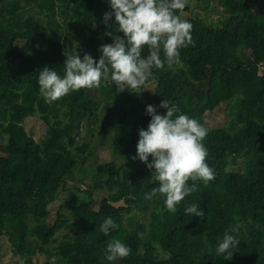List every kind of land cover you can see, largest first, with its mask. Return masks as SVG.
I'll list each match as a JSON object with an SVG mask.
<instances>
[{
	"label": "trees",
	"instance_id": "16d2710c",
	"mask_svg": "<svg viewBox=\"0 0 264 264\" xmlns=\"http://www.w3.org/2000/svg\"><path fill=\"white\" fill-rule=\"evenodd\" d=\"M27 1L0 0V130L7 136L0 145V252L7 238L22 264H264V0H195L205 10L212 4L225 13L211 24L198 15L185 17L188 7L176 12L193 26L191 43L179 50L178 62L153 67L136 91L125 86L119 92L108 78L99 88L70 92L52 103L40 93L39 71L47 66L63 77L66 51L81 59L90 54L98 62V49L113 42L106 34H115V18L108 25L103 21L112 11L110 0ZM31 2L38 11L27 7ZM71 26L86 35L76 50L65 49ZM80 26L87 31L80 32ZM147 55L145 46L142 57ZM160 56L165 59L162 49ZM164 99L177 105V115L195 118L206 128V162L215 172L213 181H196L197 191L175 213L163 197L144 198L159 182L145 163L133 159L139 130H147L151 120L146 107L153 105L157 114L166 115L167 109L159 107ZM233 101L239 107L235 119L243 127L235 134L209 129V119ZM90 102L100 105L93 112L95 122L105 114L102 143L113 134L112 152L122 167L111 161L88 171L91 148L79 142L76 132L87 119ZM35 116L46 126L39 141L25 126ZM61 141L73 147L70 159L56 149ZM69 176L87 189H76L78 194L60 204L56 220L45 224L49 206L67 189ZM104 187L109 196L96 198L95 191ZM193 203L205 212L203 219L185 215ZM127 212L142 219L127 226ZM108 216L118 228L105 236L100 225ZM237 225L238 234H230L240 244L226 260L227 254L217 255L216 248L225 231ZM64 228L71 240L52 251L40 246L39 240L55 241ZM112 239L130 247V255L108 261L104 253ZM37 251L55 256L56 263L35 260Z\"/></svg>",
	"mask_w": 264,
	"mask_h": 264
},
{
	"label": "clouds",
	"instance_id": "9594fccd",
	"mask_svg": "<svg viewBox=\"0 0 264 264\" xmlns=\"http://www.w3.org/2000/svg\"><path fill=\"white\" fill-rule=\"evenodd\" d=\"M187 0H110L111 12L105 13L106 25L114 15L115 34L111 44H103L97 62L90 54L83 58L78 53L65 52L64 75L45 66L39 71V90L46 103H52L70 92L80 89H94L101 86L102 79L110 78L119 92L125 86L136 91L151 76L153 67L162 69L167 63L171 66L178 62L179 50L191 43L192 24L182 20L176 12L182 11ZM116 33H123V37ZM147 46L148 55L142 57ZM165 59L162 60L160 50ZM167 109L166 115L157 114L153 105L146 107L151 117L147 130H139L137 153L133 159H139L151 171L158 187L151 188L145 195L146 200L163 197L166 208L171 213L177 211V205L185 197L197 191L196 181L204 183L215 179V172L206 162L208 150L203 141L207 136L206 128L195 118L179 114L177 105L164 99L159 105ZM151 157V162H149ZM193 183L190 185L188 182ZM185 215L204 218L205 212L198 204L187 205ZM118 228L111 216L100 225V231L108 236L110 230ZM239 226L226 230L216 248L217 255L227 254L231 260L240 241ZM131 248L119 239L107 242L105 258L115 261L130 255Z\"/></svg>",
	"mask_w": 264,
	"mask_h": 264
},
{
	"label": "rangeland",
	"instance_id": "374dc122",
	"mask_svg": "<svg viewBox=\"0 0 264 264\" xmlns=\"http://www.w3.org/2000/svg\"><path fill=\"white\" fill-rule=\"evenodd\" d=\"M21 2L26 5L27 0H21ZM29 9H34L38 11V7L34 2H31V4L27 5ZM185 7H188V12L185 13V17L190 16H200L205 20L207 23H213L217 24L219 22L220 17L225 13L223 9H217L215 10L213 8V5L210 4L208 7V10H205L206 6L204 3H197L195 0H187V4ZM254 9L257 12H261L260 6L255 3L253 5ZM44 19L46 20L48 17V14L46 13L44 16ZM56 19L60 22L63 21V19L59 16L56 17ZM80 32L84 33L87 30L83 29L81 26ZM69 33L72 34V36H69L67 41V48L65 49H77L78 42L83 40L85 36L79 35V33L75 30L74 27H67ZM100 105L95 102H90L86 106V111L88 112L87 119L82 123L79 130L76 132L77 139L80 143H88L90 145L91 150L87 154L88 156V162L86 163V166L88 167V171L90 169L96 168L100 164H106L111 161H115L120 167H122L119 159L113 155L112 152V144L114 141L113 134L108 133L106 136V139L104 143H102V125H103V119L104 115L101 116V118L98 119L97 122L94 120L96 119L95 116L93 117L94 110L98 109ZM239 107L235 105V101L230 103L229 105L225 106L222 110L217 111V115L214 118L209 119L207 127L209 129H218V128H224L227 131H229L232 134H235L237 130L241 127H243L242 124L238 123L235 119V114L237 113ZM25 126L29 133L37 140L39 141V137L43 134V132L46 130V126L41 122L39 116H35L31 118V120L27 121L25 123ZM7 142V136L1 132L0 130V145L5 144ZM56 149L63 152L68 159L71 158V150L73 147L70 145L68 141H61L56 143ZM74 179H76L77 182L78 179L74 176H69L67 178L68 184L67 189H61L57 200L53 202L49 206V216L44 221L45 224H52L56 218L58 217V211L60 204H62L66 199L70 197L71 194L76 195L78 194L76 189L86 190L87 186L84 184L75 183ZM69 188H72L71 190ZM96 198H99L101 196H109L110 192L106 187L97 189L95 191ZM63 213H66L69 215V212L67 210H63ZM140 215L135 212H127L124 213L123 221L127 224V226L131 224H134L138 221H140ZM19 231V229H18ZM73 235L69 232L67 229H61L59 230L55 235V241H48L43 242L39 240V244L42 248H44L46 251H52L55 247H57L61 242L66 240H71ZM34 258L37 261L44 262L45 260L51 261L52 263H56V257L51 255L47 256L45 254L40 253L37 251L34 254ZM0 264H22V261L17 257L13 255L11 245L7 238L3 239L2 243V249L0 252Z\"/></svg>",
	"mask_w": 264,
	"mask_h": 264
}]
</instances>
